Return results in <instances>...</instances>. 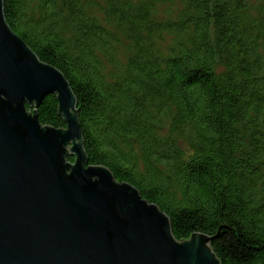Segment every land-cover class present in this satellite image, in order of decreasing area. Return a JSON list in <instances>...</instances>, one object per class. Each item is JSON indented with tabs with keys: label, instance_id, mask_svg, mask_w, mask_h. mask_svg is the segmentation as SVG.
I'll return each instance as SVG.
<instances>
[{
	"label": "trees",
	"instance_id": "16d2710c",
	"mask_svg": "<svg viewBox=\"0 0 264 264\" xmlns=\"http://www.w3.org/2000/svg\"><path fill=\"white\" fill-rule=\"evenodd\" d=\"M3 13L68 81L89 165L133 185L176 240L204 234L221 264H264V0H3ZM36 114L64 127L55 95Z\"/></svg>",
	"mask_w": 264,
	"mask_h": 264
},
{
	"label": "water",
	"instance_id": "95a60500",
	"mask_svg": "<svg viewBox=\"0 0 264 264\" xmlns=\"http://www.w3.org/2000/svg\"><path fill=\"white\" fill-rule=\"evenodd\" d=\"M48 95L64 127L39 123ZM211 239L176 240L155 204L88 164L68 81L11 30L0 0V264H221Z\"/></svg>",
	"mask_w": 264,
	"mask_h": 264
},
{
	"label": "rangeland",
	"instance_id": "374dc122",
	"mask_svg": "<svg viewBox=\"0 0 264 264\" xmlns=\"http://www.w3.org/2000/svg\"><path fill=\"white\" fill-rule=\"evenodd\" d=\"M97 1L101 2V0H97ZM94 13H95L96 16H98L100 18V12L98 10H95ZM118 56H119L120 59H123V54H122L121 50L119 51Z\"/></svg>",
	"mask_w": 264,
	"mask_h": 264
}]
</instances>
